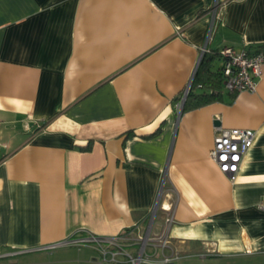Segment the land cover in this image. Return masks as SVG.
<instances>
[{
  "label": "crops",
  "instance_id": "1",
  "mask_svg": "<svg viewBox=\"0 0 264 264\" xmlns=\"http://www.w3.org/2000/svg\"><path fill=\"white\" fill-rule=\"evenodd\" d=\"M223 1L209 38L211 0H0V256L143 230L163 181L152 230L179 258L264 264V75L175 107L204 46L264 52V0ZM215 126L255 131L234 181Z\"/></svg>",
  "mask_w": 264,
  "mask_h": 264
},
{
  "label": "built area",
  "instance_id": "2",
  "mask_svg": "<svg viewBox=\"0 0 264 264\" xmlns=\"http://www.w3.org/2000/svg\"><path fill=\"white\" fill-rule=\"evenodd\" d=\"M223 4V0H211L207 8L209 38L213 28L221 18ZM205 51H207L206 46L203 47L202 54ZM218 53L221 58L220 72L223 88L233 93L255 92L258 79L264 75V52L224 46L219 49ZM200 58L197 60V65ZM191 83L192 77L187 81L181 95L175 102L178 111L182 110ZM254 137L255 131L251 128L215 126L210 157L219 170L225 173L231 181L236 179L241 161L252 146ZM162 195L163 181L157 202L150 210L149 223L143 230L138 224H134L122 229L115 235L77 234L48 247L91 245L98 250L101 261L107 264L172 263L179 258V254L173 247L167 231L154 233L152 230L154 219L161 206ZM257 207L264 213V201L259 202ZM166 211L164 222L167 227L173 221L172 207Z\"/></svg>",
  "mask_w": 264,
  "mask_h": 264
},
{
  "label": "rangeland",
  "instance_id": "3",
  "mask_svg": "<svg viewBox=\"0 0 264 264\" xmlns=\"http://www.w3.org/2000/svg\"><path fill=\"white\" fill-rule=\"evenodd\" d=\"M52 254L46 256L26 254V255H4L0 256V264H85L82 258H96V251L89 247L78 246H60L52 250ZM95 251V253H94ZM8 253V252H7ZM81 259V260H80ZM33 260V263H30ZM38 260V261H34ZM43 260V261H42ZM73 260V261H72ZM106 264V263H103ZM141 264H164V263H146ZM169 264H217L214 260L201 261L197 256L188 258H178Z\"/></svg>",
  "mask_w": 264,
  "mask_h": 264
},
{
  "label": "trees",
  "instance_id": "4",
  "mask_svg": "<svg viewBox=\"0 0 264 264\" xmlns=\"http://www.w3.org/2000/svg\"><path fill=\"white\" fill-rule=\"evenodd\" d=\"M217 56H219L217 50L205 51L202 54L193 75L190 90L183 103L182 111L222 99L225 89L222 86L220 69L214 71L210 69L214 58ZM196 88L203 90L201 92L193 91Z\"/></svg>",
  "mask_w": 264,
  "mask_h": 264
}]
</instances>
